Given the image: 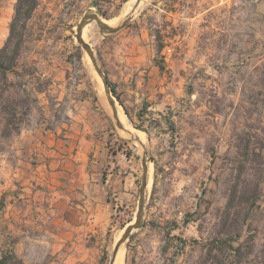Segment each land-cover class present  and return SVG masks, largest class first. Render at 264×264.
I'll return each instance as SVG.
<instances>
[{"label":"rangeland","instance_id":"1","mask_svg":"<svg viewBox=\"0 0 264 264\" xmlns=\"http://www.w3.org/2000/svg\"><path fill=\"white\" fill-rule=\"evenodd\" d=\"M16 1L0 0V48L8 38ZM215 1L214 11L199 17L188 39L168 38L165 45L171 50L165 46L157 53L169 82L165 113L150 119L149 135L144 127L127 123L154 160L149 161L142 226L124 244L125 264H264V0ZM133 2L135 7L137 0L115 5L42 0L26 30L19 61L25 75L11 78L53 90L65 60H71L75 82L77 75L82 77L98 106L110 113L103 79L75 33L86 13L93 10L115 24L131 15L126 9ZM200 2L205 7L213 0ZM152 3L141 0L132 21ZM86 22L87 43L106 72V46L114 34H104L97 20ZM43 111L40 101L32 104L23 128L42 118ZM110 128L116 143L140 151L141 143L129 139L114 119ZM3 129L0 113V179L3 166L14 159L11 146L17 135L5 137ZM235 188L238 197L230 203ZM136 211L122 215L108 261L119 234L135 222ZM237 229L242 234L232 239ZM231 243L242 244L240 258L230 251Z\"/></svg>","mask_w":264,"mask_h":264},{"label":"crops","instance_id":"2","mask_svg":"<svg viewBox=\"0 0 264 264\" xmlns=\"http://www.w3.org/2000/svg\"><path fill=\"white\" fill-rule=\"evenodd\" d=\"M200 3L154 0L108 40L109 78L129 123L144 127L146 135L150 119L165 113L169 99L156 33L164 43L188 39L199 17L217 6L215 0L205 7ZM65 65L55 77L58 88L38 94L42 118L14 137V159L2 169L0 258L7 257L5 264H103L122 215L138 209L141 149L115 142L112 115L98 106L82 77L75 82L72 61Z\"/></svg>","mask_w":264,"mask_h":264},{"label":"trees","instance_id":"3","mask_svg":"<svg viewBox=\"0 0 264 264\" xmlns=\"http://www.w3.org/2000/svg\"><path fill=\"white\" fill-rule=\"evenodd\" d=\"M42 0H17L14 8V15L10 23V30L7 40L0 48V113L4 119V129L2 135L10 137L11 135L18 134L27 120L29 112L32 108V104L39 102L40 98L38 94L45 91L43 83L31 87L30 80L16 81L11 76L23 77L25 73L19 71V61L22 55L23 47L25 44V35L29 21L32 19L34 13L40 6ZM106 15V14H105ZM157 38V50L159 52L165 47L163 42V35L160 31L156 33ZM81 58V53L78 54ZM109 84L117 96L121 104H123L120 94L118 93L115 84L111 81L106 70ZM33 74L31 73L30 76ZM24 96H20L19 94ZM128 113V110H126ZM238 197V189L235 188L232 191V197L230 203ZM256 201L253 200L252 204ZM190 218H185V222H188ZM226 225L227 223L224 222ZM225 225V226H226ZM242 234L241 229H237L236 235L232 239H238ZM220 240V239H216ZM222 242V241H221ZM220 250L223 248L216 245ZM230 251L234 255L242 256V244L234 245L229 244ZM7 257L0 258V263L5 264ZM108 261V254H105L102 262L106 264Z\"/></svg>","mask_w":264,"mask_h":264},{"label":"water","instance_id":"4","mask_svg":"<svg viewBox=\"0 0 264 264\" xmlns=\"http://www.w3.org/2000/svg\"><path fill=\"white\" fill-rule=\"evenodd\" d=\"M141 0H137L135 7L139 6ZM89 19H93V20H97L100 29L103 31L104 34L110 35V34H114L118 31H120L121 29H123L124 27H126L127 25L130 24V22L133 19V14L131 15H127L124 16L121 20H119L117 23L115 24H107L104 23L102 21V17L99 15V13L95 12V11H90L88 13H86L80 20V22L77 25V30L75 33V36L78 40V42L82 45V47L84 48V50H87V52L89 53L93 66L96 69V71L98 72V74L101 76V78L103 79L104 82V86H105V90L107 92V94L109 95V100L111 105L113 106L114 109V113L112 117L114 119V122L116 124V126L119 129H123L125 130V132L128 135V138L133 140V141H139L141 143V153H142V160H143V165H144V174H143V179H142V183H141V190H140V197H139V205H138V209L136 211V217H135V222L131 223L129 225H127L124 229V232L122 234V236L119 238V240L114 244L113 249L111 251L110 254V258L108 261V264H116V261L118 259V255H119V251L121 249V246L123 244L126 245V242L130 236V234L133 232V230L135 228H138L140 226H142V219H143V215H144V208H145V201H146V197H147V192H148V176H149V161H153L154 158L150 157L148 155V151L146 148V144L144 142L141 141L140 137L138 135H136L135 133H133L129 128H128V124H124L120 118L118 117V107L117 105H120L124 114L127 117L128 120V114L127 112L123 109L122 104L120 103V101L118 100L117 96L114 94L109 81H108V76L107 73L105 72V70L102 68L99 59L97 58V55L95 53V50L93 49V47L87 43L85 40H83L82 38V33H83V28L85 26V23L87 20ZM129 123V120H128Z\"/></svg>","mask_w":264,"mask_h":264},{"label":"bare ground","instance_id":"5","mask_svg":"<svg viewBox=\"0 0 264 264\" xmlns=\"http://www.w3.org/2000/svg\"><path fill=\"white\" fill-rule=\"evenodd\" d=\"M133 5H134V2L133 3H131L128 7H127V9H126V13H130V14H135V11L139 8L138 6L137 7H133ZM125 14V13H124ZM116 20V19H115ZM93 21H95V20H93ZM102 21L104 22V23H107V24H110L109 23V21L108 20H104V19H102ZM88 22H86V24H85V26H84V33H85V37H84V35H83V33H82V38H83V40H85L86 42H87V37H88V35H87V31H88V24H87ZM90 24H92V26H95L96 24H95V22H90ZM90 29V28H89ZM95 29V28H94ZM88 53V52H87ZM99 81V80H98ZM103 93V92H102ZM106 95H107V93H106ZM105 97V96H104ZM103 97V98H104ZM105 100L104 101H106V97L104 98ZM108 104H109V109H110V113H111V115H115V113H114V109H113V106L111 105V103H110V100H109V98H108ZM118 107V117L120 118V120L124 123V124H126L127 125V123H128V120H127V117H126V115L124 114V112H123V110H122V108H121V106H117ZM123 131V130H122ZM123 133L125 134V132L123 131ZM138 135V134H137ZM140 135V134H139ZM136 144H137V141H136ZM152 173V172H151ZM120 236H121V234H119V236L117 237V239L116 240H119V238H120ZM124 244L121 246V249H120V251H119V255H118V259H117V261H116V264H125V251H124Z\"/></svg>","mask_w":264,"mask_h":264},{"label":"built area","instance_id":"6","mask_svg":"<svg viewBox=\"0 0 264 264\" xmlns=\"http://www.w3.org/2000/svg\"><path fill=\"white\" fill-rule=\"evenodd\" d=\"M169 50H171V49H169Z\"/></svg>","mask_w":264,"mask_h":264}]
</instances>
